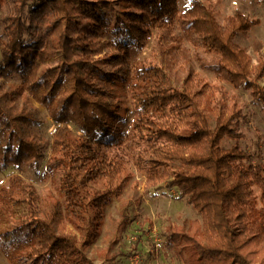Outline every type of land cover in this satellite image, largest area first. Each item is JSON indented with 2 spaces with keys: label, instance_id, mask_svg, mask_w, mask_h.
<instances>
[{
  "label": "trees",
  "instance_id": "1",
  "mask_svg": "<svg viewBox=\"0 0 264 264\" xmlns=\"http://www.w3.org/2000/svg\"><path fill=\"white\" fill-rule=\"evenodd\" d=\"M7 2L0 0V13ZM11 2L0 21V170L18 171L0 184V253L9 264H96L89 249L107 209L135 178L125 157L109 156L128 137L129 108L112 86L137 88L136 105L149 113L145 95L155 72L137 58L157 27L199 35L231 84L247 89L264 112V63L253 68L235 42L258 18L239 12L220 23L203 0L184 10L180 0ZM15 77L19 83L10 82ZM219 92L199 78L184 80L180 126L150 129L170 142L150 146L145 191L177 187L200 214L168 228L171 242L189 243L192 264H264V167L242 143V109ZM35 103L56 123L51 140L37 130L43 120ZM44 162L50 186L41 193L20 173L38 174ZM121 214L117 229L131 222L127 210ZM121 254H105L106 264H118Z\"/></svg>",
  "mask_w": 264,
  "mask_h": 264
},
{
  "label": "rangeland",
  "instance_id": "2",
  "mask_svg": "<svg viewBox=\"0 0 264 264\" xmlns=\"http://www.w3.org/2000/svg\"><path fill=\"white\" fill-rule=\"evenodd\" d=\"M189 1L180 0V8L184 10ZM203 1L215 7L220 23H227L239 12L260 20V24L248 32L238 34L235 42L246 49L253 68L264 63V3L256 0ZM12 10L13 4L8 0L0 13V21ZM137 60L151 65L155 72L154 81L145 95L153 105L149 113H145L136 105L137 88L130 85L112 86L114 96L118 97L121 105L129 108L122 123L128 137L124 149H113L109 156L125 157L135 178L124 194L107 209L101 235L90 247L89 255L96 264H106L108 258L105 254L111 255L118 251L122 252L117 259L118 264H192L189 243L180 238L171 242L168 239V228L170 225L187 226L190 220L200 219V214L180 194L177 187L160 190L151 188L148 192L145 191L147 174L153 165L149 154L150 146L157 142H170L168 136L151 133L150 129L167 127L173 131L180 126L182 101L179 93L183 82L189 76L199 78L218 85V96L226 105H236L242 109L243 117L237 124L244 133L242 143L254 154L253 163L264 167V112L261 104L252 98L247 89L236 88L231 84L219 68L218 55L207 51L199 35L192 31L183 28L170 31L157 27ZM19 81L17 77L10 79L13 83ZM260 83L264 84V75ZM35 105L43 120L37 130L51 140L56 123L43 106L37 103ZM71 128L76 131L74 126ZM34 171L28 169L20 174L26 181L32 182L39 192L44 193L50 186V181L43 178L45 162L38 174ZM17 173L13 166L0 170V184L9 183ZM141 196L144 202L139 205L138 199ZM123 210L128 211L131 222L126 227L117 229ZM0 264H9L2 253Z\"/></svg>",
  "mask_w": 264,
  "mask_h": 264
}]
</instances>
